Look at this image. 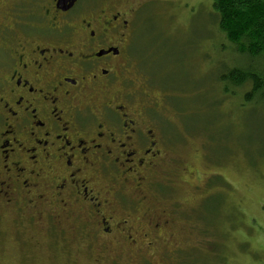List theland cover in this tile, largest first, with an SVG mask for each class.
<instances>
[{
    "label": "flooded vegetation",
    "instance_id": "1",
    "mask_svg": "<svg viewBox=\"0 0 264 264\" xmlns=\"http://www.w3.org/2000/svg\"><path fill=\"white\" fill-rule=\"evenodd\" d=\"M79 2L0 1V211L17 237L44 225L52 252L76 242L131 260L169 225L140 214L167 167L150 116L162 108L131 57L137 11ZM177 253L160 251L169 264Z\"/></svg>",
    "mask_w": 264,
    "mask_h": 264
},
{
    "label": "rangeland",
    "instance_id": "2",
    "mask_svg": "<svg viewBox=\"0 0 264 264\" xmlns=\"http://www.w3.org/2000/svg\"><path fill=\"white\" fill-rule=\"evenodd\" d=\"M99 1L137 11L131 57L148 102L162 108L150 116L167 166L152 175L140 214L162 211L169 225L153 253L131 260L117 248L97 255L76 242L67 256L49 249L44 225H25L17 237L0 211V264H169L162 249L179 251L174 264H264V63L224 38L212 0L79 3ZM234 69H250L261 91L246 98L249 82L225 85L221 77Z\"/></svg>",
    "mask_w": 264,
    "mask_h": 264
},
{
    "label": "trees",
    "instance_id": "3",
    "mask_svg": "<svg viewBox=\"0 0 264 264\" xmlns=\"http://www.w3.org/2000/svg\"><path fill=\"white\" fill-rule=\"evenodd\" d=\"M212 7L219 31L235 51L264 63V0H212ZM221 80L238 88L249 82L246 98L261 91V80L250 69H234Z\"/></svg>",
    "mask_w": 264,
    "mask_h": 264
},
{
    "label": "water",
    "instance_id": "4",
    "mask_svg": "<svg viewBox=\"0 0 264 264\" xmlns=\"http://www.w3.org/2000/svg\"><path fill=\"white\" fill-rule=\"evenodd\" d=\"M59 2H61L62 4L68 2L69 4L67 5L66 8H70L74 4L75 0H59Z\"/></svg>",
    "mask_w": 264,
    "mask_h": 264
}]
</instances>
